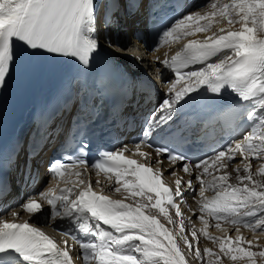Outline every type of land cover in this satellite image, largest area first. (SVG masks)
Listing matches in <instances>:
<instances>
[{
  "label": "snow or ice",
  "instance_id": "1",
  "mask_svg": "<svg viewBox=\"0 0 264 264\" xmlns=\"http://www.w3.org/2000/svg\"><path fill=\"white\" fill-rule=\"evenodd\" d=\"M123 6L132 10L136 5L134 0H123ZM95 14L96 0H0V89L18 62L31 57L71 58L84 69L90 66L91 57L100 47L94 35ZM195 33L205 35L203 39L189 38ZM172 43H180L179 50L171 57L166 53L163 59L157 56L155 60L162 65L157 71L164 89L161 101L146 121L147 129L159 128L171 119L187 95L207 86L215 94L227 88L241 101L251 102L252 110L247 113L254 121L251 131L194 165L187 156L174 152L168 145L152 144L145 139L135 144V150L153 160L158 165L155 169L125 156L127 146L105 151L102 159L91 164L98 177L100 173L106 177V186L101 185L99 178L96 180L100 191L94 190L91 181L83 178L82 172L89 170L85 157L72 159L67 164L56 160L52 170L57 177L61 169L67 172L74 168V175L80 179L72 186L49 187L39 193V201L29 198L20 205V210L32 215L47 205L53 220L94 221L98 230L94 239L82 241L72 235L87 264H188L185 256L192 255V243L184 234L185 218L176 199L184 202L186 192L195 199L196 185L191 178L176 179L174 189L163 182V162L158 158L167 157L171 165L182 164L183 171L189 177L194 175L199 182L198 218L203 224L200 234L218 241L220 253L233 261L242 259L245 264H264V245L254 244L239 234L241 227L264 234V164L255 171L252 164L253 160H264V0L213 2L203 14L197 12L177 18L159 33L156 48ZM108 44L111 46L112 42ZM121 55L142 59L125 51ZM163 69H168L174 79L165 80ZM143 145L154 149L155 156L141 151ZM237 155L240 163L232 168L237 183H231L227 169ZM221 169H225L221 175L214 174ZM113 176L115 183H112ZM205 176L210 179H204ZM122 190L127 193L123 199L104 194ZM208 191L213 195L207 196ZM126 199L132 202L126 203ZM169 208L175 209V218ZM153 209L173 228L165 227ZM9 215L17 218L19 212L11 211ZM206 216L215 221L217 229L221 228V222L234 227L235 240L227 234V229L223 237L211 236L206 230L209 226ZM188 223L191 225L190 219ZM189 231L192 240H196L195 226L191 225ZM62 234L71 235L70 232ZM177 239L188 246L187 253L182 251ZM64 243L67 245V240ZM203 255H215L216 261H220V254L210 248H205ZM195 258L202 259L199 248L195 250ZM14 259L20 264H74L67 247L60 246L27 219L0 218V264H14Z\"/></svg>",
  "mask_w": 264,
  "mask_h": 264
},
{
  "label": "bare ground",
  "instance_id": "2",
  "mask_svg": "<svg viewBox=\"0 0 264 264\" xmlns=\"http://www.w3.org/2000/svg\"><path fill=\"white\" fill-rule=\"evenodd\" d=\"M196 1L197 0H194L192 2V4L195 3ZM100 2H101V0H96V14H95L96 17H97V9H98V6L100 5ZM213 2L223 3V2H226V0H210V1L207 0L205 6L202 9H194L195 11L193 13L198 12V13L203 14L204 12L209 11L210 5ZM130 20L131 19L123 20V24H122V21L120 18L116 19L117 26H119V27L124 26L125 27L123 29V31H124L123 35H125L126 38H128V39L131 36V21ZM99 26L100 25H97L96 20H95L96 31H95L94 35L99 40V43H100V47H99V50L97 52L100 53L106 60L109 61L110 65L113 67V70H115V71L119 70V72H121L122 75L127 76V78L130 79V81H131L130 83H133V85H131V88H133V90H132V97H133L132 102L143 101V97H147L149 93L156 96L158 98L157 102H160L162 99V89H164V85L161 83V78L158 77L159 75H156V76L154 75V73L158 74V71H157L158 68H162V65H158L155 62L156 57L159 56L161 59H163V57L165 56L166 53L169 57H171L172 55L175 54L176 51L179 50L181 44L180 43L166 44L164 47L158 48L151 53L145 52V50L142 49L140 43L132 42L130 40H129L128 45H127L128 47L125 49L119 48L116 44H113V43L111 44V46H109V44L106 41H104L103 39L100 38V32H102V30ZM236 27H238V25ZM103 29H106V28L103 27ZM204 35H205V33H195L192 37H189V38L203 39ZM208 35H211V33H208ZM121 51L132 53V55L142 57V59L136 60V59H132L128 55H121ZM39 58H40V56H36V57L29 58L25 62H18L16 67L13 69L12 74L7 79L6 85L3 87V89H0V115L7 108V106L9 105V102L13 98V96H15L18 93L21 97V109H22V111H20V112H23L24 111L23 109H25L27 107L26 99L30 94L33 93V91H35V89L38 86L39 80L42 77H45L49 81L53 80L54 68L52 65H48L41 72L35 73L33 75L29 74L30 67L32 65H34ZM66 59H68V58H60V57L54 56L55 63L62 65V68H64V63H65ZM144 68H145V70H144ZM163 78L165 80H169V74L166 73V75ZM147 89H150V92H147ZM150 106H151V104L148 106V108H150ZM248 106L252 107V104L249 103ZM126 110L129 111L128 108H126ZM256 111H257V114H259L258 108ZM152 112L149 111V113H148V111H145L144 109H138V111H137L138 115L132 114L130 117L133 120L138 121V119H137L138 116L148 115V114H151ZM26 116H27V112H26L24 118L18 120L16 123L11 125L7 130V134L9 137L14 136L16 132H17V136L21 135V143H23V139L25 136V134L22 132L25 129L26 121H24V120L26 119ZM128 123H129V121H128ZM142 124H143V121H141V122L138 121L135 127L130 128L129 133L127 135L130 137V140L128 142H123V143L119 142L118 148L127 146V148L129 150L124 152L125 156H127L131 159H135L138 162L149 164L153 169H155L157 167V164L151 163L150 161H148V158L140 156L138 153H136V150H135L136 142H134L133 136L136 134L137 128L139 126H141ZM251 127H250V129L247 130V132L251 131ZM242 138H243V136L240 139H242ZM141 150L143 152H146V149L144 146H141ZM240 160H241V158L237 155L235 162L227 169V171L230 172V182L231 183H237V181L235 180V172L232 171V168L235 167L236 164H239ZM30 162L32 163V165L35 166V168H36L35 172L36 173L41 174L43 172L39 166V160L38 159L34 160V161H30ZM208 164H209V170H210V172H212L213 171V169L211 168L212 161L209 160ZM252 164H253V171H255L256 168L260 164H264V160H253ZM223 171H225V169H221L218 172H215L214 174L221 175L223 173ZM92 172H93V170H91V173L89 174L92 186H93L94 190L100 191V186L96 185V180L99 178V180L101 181V185L106 186L107 185L106 177H105V175L98 177L96 174H93ZM162 173H163L162 174L163 182L167 183L169 185V187L172 189L175 188V180L178 178H180L184 181H187L189 178H191L193 180V183L196 185L197 195L195 196V199L193 198L192 194L187 193V192L184 195V202H181L179 198L176 199V203L180 207V211H181L183 217L185 218V233L184 234L189 237V240L192 243V249H191L192 255H186L185 256V259L188 262V264H209V261H211L212 264H245V261L242 259H237V260L233 261L230 257L224 256L223 253H220L218 241L214 242L210 238L204 237L202 234H200L199 229H201L203 227V224L201 223V221L198 218L200 215L199 204H198V201L200 199L199 195H198L199 182H197L195 180V176L193 175L192 177H189L184 171H180V174L177 177L169 176L165 172V168H162ZM203 178L206 180L210 179V177H208V176H205ZM256 178H259V177H256ZM128 179H132V178L129 177ZM30 182H31L30 179L25 181L22 179V177H18V176L14 177L10 181V188H9L10 194L7 197V198H9V200L7 202V205L9 207L6 210H4V207H3L2 211L0 212V218H5V219H9V220L16 219L18 221H23V220L27 219L31 225L40 228L42 231H44L47 235L52 237L59 244V242L55 239L54 234L52 233L51 225L53 223H55L56 221H60L63 219L57 218V219L53 220L52 217L49 215V212H48L46 206H45L43 211L37 212V213L32 214V215L27 213V211L20 210V205L22 203H25L29 198L34 197L38 201L40 200V197L36 196L35 194L29 195V196H26L25 198H23L24 195L27 193V190L24 191L22 189V187L23 186L24 187L29 186L31 184ZM112 183H115V177L114 176H113ZM185 186L186 185H182V187H185ZM104 194L109 195V196L116 198V199H123L125 196H127V193L123 192V190L121 191V193H115L114 191H107ZM205 194L207 196H212L213 192L208 191ZM137 199H139V198H137ZM125 202L131 203L132 200L126 199ZM11 211H18L19 216L17 218H13L11 215H9V213ZM194 211L196 213L195 215H193ZM152 212L157 214V218L160 220L161 223H163L165 225V227H167L169 229L173 228V225L168 224V222L164 219L162 214L158 213V210L153 209ZM169 212L175 218V209L169 208ZM65 219H68V218H65ZM189 219L191 220V225H194L195 229L197 230V237L198 238L196 240H192L191 232L189 231V228L191 227V225H189V223H188ZM206 219H209V226L206 230L210 233L211 236L223 237L225 235L224 229H227V234L229 236H231L233 238V240H235L237 233H236L234 227H232L226 223L221 222V228L217 229L215 227V221L214 220H212L211 218H209L207 216H206ZM44 220H46V221H44ZM105 228H106V230H110V229H107L106 226H105ZM93 234L98 235V230L95 229ZM239 234L245 240H248V239L253 240L254 244L264 245V234H262L260 232H252L249 229L241 227ZM177 243L181 247V249L184 253H187L189 251L188 246L184 245L182 240L177 239ZM242 247H247V245L242 244ZM196 248L200 249L202 259H196L195 258ZM205 248L212 249L213 253H219L220 254V261H216L215 255L204 256L203 250ZM253 251H259V249L253 248ZM233 255H238V254L233 253Z\"/></svg>",
  "mask_w": 264,
  "mask_h": 264
},
{
  "label": "rangeland",
  "instance_id": "3",
  "mask_svg": "<svg viewBox=\"0 0 264 264\" xmlns=\"http://www.w3.org/2000/svg\"><path fill=\"white\" fill-rule=\"evenodd\" d=\"M208 1H210V0H208ZM194 10V9H193ZM192 10H190V11H188V12H191Z\"/></svg>",
  "mask_w": 264,
  "mask_h": 264
}]
</instances>
